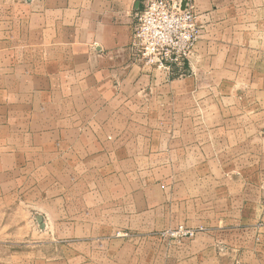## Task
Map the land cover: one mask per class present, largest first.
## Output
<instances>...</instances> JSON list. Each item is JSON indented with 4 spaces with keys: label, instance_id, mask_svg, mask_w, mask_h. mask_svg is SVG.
Returning a JSON list of instances; mask_svg holds the SVG:
<instances>
[{
    "label": "crops",
    "instance_id": "0c3cea01",
    "mask_svg": "<svg viewBox=\"0 0 264 264\" xmlns=\"http://www.w3.org/2000/svg\"><path fill=\"white\" fill-rule=\"evenodd\" d=\"M142 1L0 0V264H264V45L195 0L193 74L151 71Z\"/></svg>",
    "mask_w": 264,
    "mask_h": 264
},
{
    "label": "built area",
    "instance_id": "2783aa9c",
    "mask_svg": "<svg viewBox=\"0 0 264 264\" xmlns=\"http://www.w3.org/2000/svg\"><path fill=\"white\" fill-rule=\"evenodd\" d=\"M131 49L134 61L151 71L183 78L191 72V58L202 29L190 0H143L135 11ZM194 232L180 227L175 238Z\"/></svg>",
    "mask_w": 264,
    "mask_h": 264
},
{
    "label": "rangeland",
    "instance_id": "374dc122",
    "mask_svg": "<svg viewBox=\"0 0 264 264\" xmlns=\"http://www.w3.org/2000/svg\"><path fill=\"white\" fill-rule=\"evenodd\" d=\"M190 1L196 12L195 0ZM211 1L213 5H218L222 11L220 18H213V26L223 28V31L220 30L219 33L213 34L214 41L235 45V50L237 51H234V53L239 58L255 57L256 54L247 55L245 48L255 51L264 45V0H217L215 4L214 0ZM213 10L214 8L210 11ZM197 16L202 29V37L205 32V26L209 23L207 22L208 20L202 19L203 16L200 17L198 14ZM239 45H242L240 46L242 47V52L239 50ZM191 74H193L192 65L189 75Z\"/></svg>",
    "mask_w": 264,
    "mask_h": 264
}]
</instances>
